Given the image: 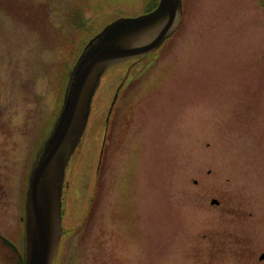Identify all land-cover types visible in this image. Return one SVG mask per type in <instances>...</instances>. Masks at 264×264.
I'll return each instance as SVG.
<instances>
[{"label": "rangeland", "instance_id": "obj_1", "mask_svg": "<svg viewBox=\"0 0 264 264\" xmlns=\"http://www.w3.org/2000/svg\"><path fill=\"white\" fill-rule=\"evenodd\" d=\"M147 1L0 0V264H20L28 173L83 46ZM181 1L173 37L101 78L69 162L55 264H226V173L264 174V6Z\"/></svg>", "mask_w": 264, "mask_h": 264}, {"label": "water", "instance_id": "obj_2", "mask_svg": "<svg viewBox=\"0 0 264 264\" xmlns=\"http://www.w3.org/2000/svg\"><path fill=\"white\" fill-rule=\"evenodd\" d=\"M181 21V0H158L150 12L119 17L85 44L71 70L59 115L29 177L25 202V264H54L63 232L61 197L66 167L85 131L101 77L113 65L142 59L156 50ZM131 67L115 90L106 123ZM104 142L105 135L102 147ZM101 154L102 149L100 157ZM210 204L217 201L213 199Z\"/></svg>", "mask_w": 264, "mask_h": 264}, {"label": "flooded vegetation", "instance_id": "obj_3", "mask_svg": "<svg viewBox=\"0 0 264 264\" xmlns=\"http://www.w3.org/2000/svg\"><path fill=\"white\" fill-rule=\"evenodd\" d=\"M256 1L264 6V0ZM119 96L120 91L115 105ZM261 122L264 123V118H261ZM241 175L226 173V264H264V174L254 179L250 177L252 174L249 178ZM64 215L62 210V217ZM206 233L210 235L206 244L211 249L210 240H214V235L218 233ZM206 233L203 237H206ZM1 239L3 244H7L5 238ZM15 254L22 264V254H18L17 250Z\"/></svg>", "mask_w": 264, "mask_h": 264}, {"label": "trees", "instance_id": "obj_4", "mask_svg": "<svg viewBox=\"0 0 264 264\" xmlns=\"http://www.w3.org/2000/svg\"><path fill=\"white\" fill-rule=\"evenodd\" d=\"M156 1V0H155ZM154 5H155V2H153V4H149V7H148V5H147V8H151V7H154Z\"/></svg>", "mask_w": 264, "mask_h": 264}]
</instances>
